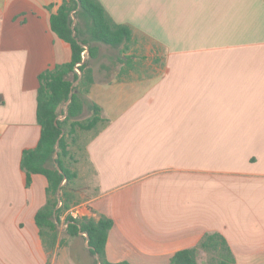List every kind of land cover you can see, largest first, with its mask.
Segmentation results:
<instances>
[{"label":"crops","instance_id":"obj_1","mask_svg":"<svg viewBox=\"0 0 264 264\" xmlns=\"http://www.w3.org/2000/svg\"><path fill=\"white\" fill-rule=\"evenodd\" d=\"M100 1L133 30L130 62L94 70L86 96L108 122L71 167L82 205L113 219L108 260L169 264L219 232L237 264H264V0ZM62 3L0 0V264L69 259L35 219L47 177L27 184L21 166L41 137L39 75L72 59L51 25Z\"/></svg>","mask_w":264,"mask_h":264},{"label":"trees","instance_id":"obj_2","mask_svg":"<svg viewBox=\"0 0 264 264\" xmlns=\"http://www.w3.org/2000/svg\"><path fill=\"white\" fill-rule=\"evenodd\" d=\"M51 25L55 33L71 44L72 59L39 75L37 117L42 128L41 137L36 147L24 150L21 160L22 169L27 175V184H30L32 174L36 173L44 174L48 179L47 202L35 217L48 248L49 245L54 246L57 243L58 222L62 212L79 204L72 192L75 188L70 187L75 185L78 177L77 171L71 167L76 158L70 146L77 143L80 132L95 133L108 122L102 106L89 100L85 94L95 81L90 61L99 57V44L119 49L123 55L133 40L132 28L115 22L100 0H63L57 14L51 17ZM85 50H88L89 57L84 60ZM127 58L130 62V57ZM119 60H123L122 57ZM77 67L81 74L77 73ZM72 90L74 93L71 97ZM70 97L71 101L65 113L61 108L66 106ZM86 107L89 116L82 118ZM60 114H65V117L59 119ZM56 151L57 155L54 157ZM60 201L62 205L58 206ZM66 220V231L69 235L78 236L80 232L88 235L86 239L89 251L98 256L101 264H133L128 261L111 262L107 258V239L113 227V219L110 217L102 214L99 217L86 215L74 218L68 215ZM201 252L209 255L206 262H199ZM93 264H98L97 258ZM169 264L237 262L227 239L219 232H209L197 245L177 251Z\"/></svg>","mask_w":264,"mask_h":264},{"label":"rangeland","instance_id":"obj_3","mask_svg":"<svg viewBox=\"0 0 264 264\" xmlns=\"http://www.w3.org/2000/svg\"><path fill=\"white\" fill-rule=\"evenodd\" d=\"M99 45H100L99 57L95 59H91L90 66L95 70L96 76L102 79V78H105V76L107 75L106 71H108L106 68L102 67L103 64L108 65L110 69L118 68L120 64L122 63V60H119V58L122 57L124 61H127L128 56H124V57L121 56L122 55L121 50L119 49L111 48L105 44H99ZM83 57L84 59H87L89 57V53L87 50L85 54L83 55ZM142 59L145 60V58H142ZM142 62L143 61H141V63ZM156 62H157V59L153 60V63H156ZM76 71L77 73L81 74V70L78 67L76 68ZM85 94H87V92H85ZM62 109L66 112V106L62 107L61 111ZM88 116L89 115L84 114L82 118H87ZM64 117H65V114L64 115L60 114L58 118L63 119ZM91 133L92 132L88 134L85 132H80L77 143L71 144L70 147L72 149L73 154L75 155V158L78 156L84 160V156H85L84 144ZM80 171H81V175L83 174V172H85L84 170H82V168L80 169ZM86 173H87V176L89 177L93 175L92 170L90 168L89 169L87 168ZM70 187L75 188L74 191H72V189L71 191L74 193L75 200L80 201L79 204H82V202H84L85 200L84 195L91 193V190L85 189V185L83 183H79V185L75 183L74 186L71 185ZM66 212L67 211L62 212L61 218L63 219L66 218ZM63 219H61L60 222H58V238H57L56 244H60L61 247L66 246V249L64 250L63 254L67 253L69 255V259L68 261H63L64 263H61V264H76V263L93 264L94 261L96 260V256L93 255L89 251L86 236H83V234H79L78 236L69 235L66 231L67 227L65 226ZM49 247L51 250H54L56 245L54 246L49 245ZM208 259H209L208 254H206L205 252L200 253L199 262L201 261L206 262Z\"/></svg>","mask_w":264,"mask_h":264},{"label":"built area","instance_id":"obj_4","mask_svg":"<svg viewBox=\"0 0 264 264\" xmlns=\"http://www.w3.org/2000/svg\"><path fill=\"white\" fill-rule=\"evenodd\" d=\"M86 50L83 52V55L85 54ZM84 58V57H83ZM62 204V202L60 201L59 206ZM70 215L74 218H79L81 216H92L93 214L90 213L89 209L82 205V204H77V205H73L67 212H66V217ZM65 226H68V222L66 220V218L63 219Z\"/></svg>","mask_w":264,"mask_h":264},{"label":"water","instance_id":"obj_5","mask_svg":"<svg viewBox=\"0 0 264 264\" xmlns=\"http://www.w3.org/2000/svg\"><path fill=\"white\" fill-rule=\"evenodd\" d=\"M73 18H74V21H75V20H76V17L73 16ZM84 60H85V59H84ZM73 86H74V85H73ZM73 86H72V88H73ZM73 93H74V91L72 90V92H71V97H72ZM71 97H70V99L68 100V102H67V104H66V112H65V113H67V108H68V104H69L70 101H71ZM61 136H62V135H61ZM61 136H60V138H61ZM60 138H59L58 141H57V148H58V145H59ZM56 155H57V151L55 152L54 157H56ZM57 167H58V169H60V167H59L58 164H57ZM58 195H59V197H60V195H61V189L59 190ZM58 206H59V205H58ZM80 233L83 234V235H85L86 237L88 236L86 233H83V232H80ZM88 247H89V245H88ZM96 258L98 259V264H101L100 261H99L98 256H96Z\"/></svg>","mask_w":264,"mask_h":264}]
</instances>
